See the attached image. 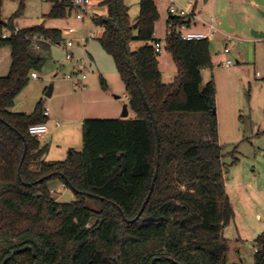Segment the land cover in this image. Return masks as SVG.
Masks as SVG:
<instances>
[{
    "label": "trees",
    "instance_id": "16d2710c",
    "mask_svg": "<svg viewBox=\"0 0 264 264\" xmlns=\"http://www.w3.org/2000/svg\"><path fill=\"white\" fill-rule=\"evenodd\" d=\"M3 1L0 48H11L12 63L9 73L0 76V264H232L223 230L234 210L224 181L216 87L213 81L203 85L202 77L213 65L209 41L168 35L165 49L177 77L165 84L154 47L159 42L157 0H140L134 20L123 0H94L107 6V15L94 19L105 28L99 42L114 60L136 119H86L82 151L46 162L47 147L29 133L30 126L48 120L42 101L30 114L11 108L32 73L44 66L45 58L35 54V39L57 44L63 32L41 25L16 29L13 22L22 16L26 0L7 21ZM50 1L49 18H65L73 9L71 0ZM7 29L10 34L4 38ZM133 42L142 46L132 51ZM102 87L108 88L104 80ZM149 109L158 128L159 158ZM174 114L205 116L198 139L190 137L182 115L170 120ZM157 168L150 200L135 220ZM53 182L73 188L75 200L58 203L51 194ZM254 260L264 264V232Z\"/></svg>",
    "mask_w": 264,
    "mask_h": 264
},
{
    "label": "rangeland",
    "instance_id": "374dc122",
    "mask_svg": "<svg viewBox=\"0 0 264 264\" xmlns=\"http://www.w3.org/2000/svg\"><path fill=\"white\" fill-rule=\"evenodd\" d=\"M123 1L129 8V17L132 20L137 18L140 0ZM174 1L186 5L188 0ZM194 1L200 20L198 30L207 29L202 26L203 22L211 23L212 19L216 22L215 35L209 40L213 65L205 69L202 75L203 85L213 81L216 87L218 139L225 164L224 181L234 210V217L224 228L223 237L229 244L230 263L255 264L257 240L264 232V38H255L253 33H264V17L261 15L264 8L248 5L250 2L247 1L250 0H245V3L243 0ZM20 4L21 0H4L2 18L5 21L11 18L19 10ZM52 5L50 0H26L23 14L13 22V26L16 29L40 25L60 31L75 29L72 52L76 59L87 61L88 72L86 81L78 88L65 79V75L73 71L74 63L66 60L64 48L71 36L64 33L61 43L47 41L50 43L48 51L35 52L45 58L44 66L36 71L37 79L30 78L28 86L15 99L11 111L30 114L39 101H42L44 108L50 109L55 128L53 136L46 137L44 134L38 137L41 144L47 147L44 156L46 162L64 161L71 150L83 149L82 127L79 125L82 118L114 119L122 115L124 119H136L134 112L123 117V107H129L126 88L113 58L102 50L99 42L104 29L94 19L105 16L104 6L93 0L92 13L79 21L74 8L65 18L47 17ZM157 6L160 18L155 25V36L165 41L169 31L166 4L157 1ZM223 17L233 28L232 33L222 29ZM5 34H10L8 29ZM140 46L141 42H133L130 48L134 51ZM226 48L230 50L229 54L224 52ZM228 60L233 62L231 67L225 65ZM158 62L163 82L170 84V76L177 74L171 53L164 48L158 54ZM102 80L106 82L107 89L102 87ZM50 86H53V93L48 97ZM119 106L122 107L120 113L116 111ZM180 115L188 125L190 137L198 139L200 128H205V116L174 114L170 120L178 119ZM48 121L46 124L51 123ZM69 126L73 130L71 137L63 134ZM202 133L204 138L205 130ZM50 185V189L57 191L51 194L58 203L75 200L73 191L62 189V183L53 182ZM90 205L95 206L93 202Z\"/></svg>",
    "mask_w": 264,
    "mask_h": 264
},
{
    "label": "built area",
    "instance_id": "2783aa9c",
    "mask_svg": "<svg viewBox=\"0 0 264 264\" xmlns=\"http://www.w3.org/2000/svg\"><path fill=\"white\" fill-rule=\"evenodd\" d=\"M73 3V8L75 9L76 18L79 21L85 20L86 17H88L92 13V6H93V0H71ZM157 1H165V0H157ZM184 20V22H176L177 20ZM199 17L196 12L195 8V1L194 0H188L186 2V5H180L177 4L174 0H170L167 5V23L169 31H167V36L171 33H175L178 35L181 40L183 41H204V40H211L216 32V22L215 19H212L211 23H201L203 27H206V30H198L197 27L199 25ZM68 35L71 36L65 44V56L66 60L68 62L74 63L73 71L65 75V79L70 81L75 88L80 87L81 84H83L86 79L88 72V63L85 59L80 58L76 59L74 57V53L72 52V48L74 47V39L72 36L76 34L75 29L69 28L67 29ZM93 36V35H91ZM166 36V37H167ZM3 37H7V35L4 33ZM85 40H87L86 37H84ZM36 42L38 41H44L42 38H36ZM84 42V41H83ZM165 44L161 41L154 44L155 52L157 54H160L162 50L165 48ZM34 45V49H35ZM226 54L230 53V50L228 48L224 51ZM225 65L227 67H231L233 65V62L231 60H228ZM259 73H257V76ZM32 78H37L38 75L36 73H32ZM46 117H49L50 110L49 108L45 109L44 112ZM60 123L57 122V126H59ZM49 132L48 125L45 124H36L32 125L29 128V133L34 137H40L44 134H47ZM62 189H67L66 185L62 184ZM52 194H56L57 191L54 189H51Z\"/></svg>",
    "mask_w": 264,
    "mask_h": 264
},
{
    "label": "crops",
    "instance_id": "0c3cea01",
    "mask_svg": "<svg viewBox=\"0 0 264 264\" xmlns=\"http://www.w3.org/2000/svg\"><path fill=\"white\" fill-rule=\"evenodd\" d=\"M170 0H165L163 1V3L166 4V16H167V5L169 3ZM207 1V0H205ZM243 3H245V0L242 1ZM250 2V3H249ZM247 3H249L248 5L254 7V8H264V1L261 0V2H258L257 0H250V1H247ZM104 8L106 9V14L105 16L107 15V12H108V9H107V6H104ZM128 11H129V8H128ZM167 21V20H166ZM68 29V28H67ZM67 29H64L62 30V32L64 33V35H68L67 33ZM104 31H105V28L103 27ZM104 33V32H103ZM7 35V34H6ZM8 36V35H7ZM70 36V35H68ZM156 39H158L159 41H161L162 43H164V41H162L161 38L159 37H156ZM50 42V41H49ZM42 43H45L44 45H42ZM54 44V43H53ZM59 44V43H57ZM35 52L38 53V52H42V51H48L49 48H50V43H48L47 41H38L36 42L35 44ZM8 47H3V48H0V76H6L8 73H9V69H10V66H11V63H12V50H7ZM103 50V49H102ZM162 73V72H161ZM177 77V74H173L170 76V83H172L175 78ZM203 77V75H202ZM38 78V77H37ZM37 78H33V79H37ZM162 80H163V75H162ZM53 93V91H52ZM52 96V95H51ZM128 100H129V97H128V94H127V97H126ZM15 105V104H14ZM14 108V107H13ZM13 108H11V110H13ZM48 108V107H47ZM50 110V109H49ZM116 111L120 113V111H122V107H117L116 108ZM125 111L128 113V115L131 114V112H133L131 109H130V106L129 107H126L124 106L123 107V113H125ZM13 112V111H12ZM15 112V111H14ZM15 113H27V112H15ZM28 114V113H27ZM122 117V115H121ZM120 119H124V118H121ZM49 121L48 122H51V123H47L48 127H49V132L46 135L47 136H53V131L55 130V128H53V119L51 120V114L49 115L48 117ZM86 119H96V118H82L79 122V125L82 127V124H83V121L86 120ZM116 119V118H114ZM53 128V129H52ZM73 133V130H72V127H67L64 131H63V134L66 135V136H69L71 137ZM61 147V146H60ZM62 150H63V147H61ZM82 149V148H81ZM74 151L76 152H80L82 150H79V148H75ZM72 152V150H71ZM70 152V153H71ZM63 153V152H62ZM63 155V154H62Z\"/></svg>",
    "mask_w": 264,
    "mask_h": 264
},
{
    "label": "water",
    "instance_id": "95a60500",
    "mask_svg": "<svg viewBox=\"0 0 264 264\" xmlns=\"http://www.w3.org/2000/svg\"><path fill=\"white\" fill-rule=\"evenodd\" d=\"M127 10H128V8H127ZM117 13H118V16H119V25H120V29H121V34H122V36H123L124 34H123L122 18H121V16H120V10H119V8H117ZM261 15L264 17V12H261ZM5 24H6V23H5ZM136 27H137V25L134 26V28H136ZM222 29H223L225 32H228V33H232V32H233V28H231V27L228 25L227 20H226L225 17H223V19H222ZM253 35H254L255 38H264V33L254 32ZM123 42H124V47H125V49H126V51H127V53H128V50H127V43H126V40H125L124 36H123ZM128 60H129V63H130V67H131V69H132V71H133V75H134V77H135V79H136V81H137V84H138V86H139V89H140V91H141V93H142V89H141V87H140V82H139V79H138V77H137V75H136V72L134 71V68H133V65H132V62H131V57H130L129 54H128ZM52 91H53V86H50L49 89H48V92H47V96H48V97H51V95H52ZM145 103H146V105L148 106V104H147L146 101H145ZM149 110H150V109H149ZM150 113H151V116H152V118H153L154 129H155V132H156V137H157V156H158V158H159V155H160V138H159V135H158V128H157V125L155 124L154 117H153V113H152L151 110H150ZM127 115H128V113L125 111V113L123 114V117H125V116H127ZM157 174H158V168H157L156 171H155V177H154V179H153V183H152V187H151V192H150V194H149L147 200L145 201L144 205L142 206V209H141V211H140L138 217H137L135 220H137V219L142 215V213H143L144 210H145V206H146V204H147L148 201L150 200V197H151V194H152V190H153V188H154V183H155L156 178H157ZM71 190L74 191L73 188H71ZM133 222H134V221H133Z\"/></svg>",
    "mask_w": 264,
    "mask_h": 264
}]
</instances>
